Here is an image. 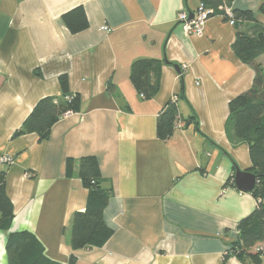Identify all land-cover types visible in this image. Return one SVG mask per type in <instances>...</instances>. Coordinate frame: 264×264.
Here are the masks:
<instances>
[{"label": "crops", "instance_id": "0c3cea01", "mask_svg": "<svg viewBox=\"0 0 264 264\" xmlns=\"http://www.w3.org/2000/svg\"><path fill=\"white\" fill-rule=\"evenodd\" d=\"M262 0H234L264 25ZM200 0H0V165L14 206L12 231H29L46 256L68 264H242L224 255L238 222L258 200L231 185L236 166L252 167L248 145L228 125L229 102L248 91L255 72L234 53L238 23L211 17L202 36L184 34L180 12ZM83 6L89 26L72 34L62 21ZM244 22L241 27H246ZM108 26L111 31L102 30ZM139 59L163 63L160 90L144 100L131 80ZM180 66L179 73L172 64ZM264 67V55L258 58ZM67 75L80 110L65 114L40 141L15 136L40 99L62 94ZM176 100L183 120L160 140V111ZM93 156L112 196L104 221L112 230L102 247L74 251L71 223L88 190L67 160ZM234 180V179H233ZM0 232V264H8ZM259 264H264L262 256Z\"/></svg>", "mask_w": 264, "mask_h": 264}, {"label": "trees", "instance_id": "16d2710c", "mask_svg": "<svg viewBox=\"0 0 264 264\" xmlns=\"http://www.w3.org/2000/svg\"><path fill=\"white\" fill-rule=\"evenodd\" d=\"M234 0H200L206 8L212 9L213 16L229 17L220 7L230 8ZM259 11L264 15V0ZM235 24L238 23L233 50L245 64L250 65L255 77L252 87L229 102L228 125L232 127L237 140L248 145L252 167L247 171L257 176L258 183L250 193L258 200L257 208L238 222V237L224 255V263L236 257L242 264H259L263 251H256L264 246V67L258 58L264 55V25L252 11L232 10ZM62 21L72 34L80 33L89 26L83 6H78L62 15ZM246 22V27L241 25ZM237 26V24H236ZM166 64H172L167 60ZM174 65V64H172ZM163 63L155 59L136 60L131 67L130 80L144 100H151L160 90V78ZM62 94L60 97H44L39 100L23 126L15 133L20 136L37 133L40 141L50 137L51 129L67 113L80 110L81 98L78 93H71L67 75L59 77ZM197 116L183 120L176 100L169 101L160 111L156 133L160 140H167L177 129L181 121L186 127ZM3 165V164H1ZM67 176L75 172L88 190V202L83 211L73 215L71 223V248L76 250L102 247L111 238L113 232L104 221V211L112 196V190L105 186L100 174L98 161L93 156L83 157L78 161L67 160ZM234 177L225 186L235 187ZM14 206L7 194L6 173L0 170V232L7 235L5 250L8 264H61L46 256L40 240L29 231H12ZM68 264H76V257L71 255Z\"/></svg>", "mask_w": 264, "mask_h": 264}, {"label": "built area", "instance_id": "2783aa9c", "mask_svg": "<svg viewBox=\"0 0 264 264\" xmlns=\"http://www.w3.org/2000/svg\"><path fill=\"white\" fill-rule=\"evenodd\" d=\"M220 9L225 10L226 15L229 17V23L231 25L235 24V19L233 16V12L228 7H220ZM213 14V10L206 8L203 3H201L197 9V11L194 13V16L192 19H190V16L187 12L183 11L180 12L178 15V22L182 27V30L184 34L186 35H196V36H202L204 34V28L208 20L211 18V15ZM102 30H105L107 32H110L111 29L108 26H103ZM70 113V112H69ZM67 113V114H69ZM184 124L181 121L177 122V128H183ZM13 158L10 156H0V165L1 164H12ZM256 251H263L264 256V246L259 245L256 247Z\"/></svg>", "mask_w": 264, "mask_h": 264}, {"label": "water", "instance_id": "95a60500", "mask_svg": "<svg viewBox=\"0 0 264 264\" xmlns=\"http://www.w3.org/2000/svg\"><path fill=\"white\" fill-rule=\"evenodd\" d=\"M189 16L190 19H192L194 14L189 13ZM173 66L176 68V70L179 73H181L180 66L175 64ZM257 183H258L257 176L254 173L247 170H242L241 168L236 166V172L234 174V184L238 190L242 192L250 193L255 189Z\"/></svg>", "mask_w": 264, "mask_h": 264}]
</instances>
